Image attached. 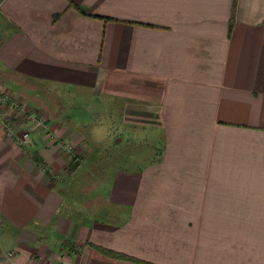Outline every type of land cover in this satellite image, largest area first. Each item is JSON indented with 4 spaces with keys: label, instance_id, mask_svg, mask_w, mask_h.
<instances>
[{
    "label": "crops",
    "instance_id": "crops-1",
    "mask_svg": "<svg viewBox=\"0 0 264 264\" xmlns=\"http://www.w3.org/2000/svg\"><path fill=\"white\" fill-rule=\"evenodd\" d=\"M0 91V264H264V0H0Z\"/></svg>",
    "mask_w": 264,
    "mask_h": 264
},
{
    "label": "built area",
    "instance_id": "built-area-1",
    "mask_svg": "<svg viewBox=\"0 0 264 264\" xmlns=\"http://www.w3.org/2000/svg\"><path fill=\"white\" fill-rule=\"evenodd\" d=\"M9 99H10L9 95L0 92V125L2 126L5 136L7 138L14 141L18 145L28 144L30 130H24L18 133L10 124L3 122V115L5 112L3 108L5 107ZM27 117H28V121L37 123L40 126L42 125L40 124L39 121H36L37 118L35 114H28ZM65 149L68 153H70L73 150L71 144L69 143L66 144ZM11 255L12 253L7 254L8 257Z\"/></svg>",
    "mask_w": 264,
    "mask_h": 264
},
{
    "label": "rangeland",
    "instance_id": "rangeland-1",
    "mask_svg": "<svg viewBox=\"0 0 264 264\" xmlns=\"http://www.w3.org/2000/svg\"><path fill=\"white\" fill-rule=\"evenodd\" d=\"M0 92L6 94V92H3V91H0ZM40 94H41V92H40ZM79 97H80L79 95L78 96L76 95V97L72 95L70 98H71L72 101L75 100V99H76L75 101H77V99H79L80 101H83ZM68 108H67V110H68V115H69L68 117L69 118H72V119L75 118L76 120H78L79 118H81L83 116V118L85 119L86 123L89 124V120L93 117L92 115H91L92 117L91 116L88 117L87 114L83 113V111L81 110L80 107L78 108L77 106H74V107L71 106V107H68ZM3 109H5V107ZM83 109H85V108H83ZM52 110L55 111V108L52 107ZM85 111H87V110H85ZM92 121L103 123V119L102 118H98V117H93ZM152 149H153L152 140L151 141L148 140V145L147 146H143L141 149L136 150L137 151V154L135 155L136 160L138 162H140V154H142L143 156H147V155L150 154V153L149 154H147V153L149 151H151Z\"/></svg>",
    "mask_w": 264,
    "mask_h": 264
},
{
    "label": "trees",
    "instance_id": "trees-1",
    "mask_svg": "<svg viewBox=\"0 0 264 264\" xmlns=\"http://www.w3.org/2000/svg\"><path fill=\"white\" fill-rule=\"evenodd\" d=\"M73 162V163H71ZM68 165L69 169L67 170V173H70L71 171L75 170L77 167H78V164H76L74 161H71ZM111 255H113L114 257H117V258H127L126 256H123V255H120V254H116V253H111L109 252Z\"/></svg>",
    "mask_w": 264,
    "mask_h": 264
}]
</instances>
